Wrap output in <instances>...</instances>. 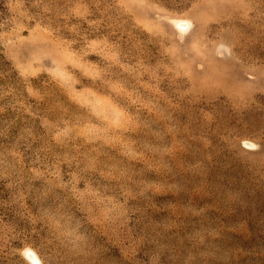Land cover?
Listing matches in <instances>:
<instances>
[{
    "label": "rangeland",
    "instance_id": "374dc122",
    "mask_svg": "<svg viewBox=\"0 0 264 264\" xmlns=\"http://www.w3.org/2000/svg\"><path fill=\"white\" fill-rule=\"evenodd\" d=\"M29 250L264 264V0H0V264Z\"/></svg>",
    "mask_w": 264,
    "mask_h": 264
},
{
    "label": "bare ground",
    "instance_id": "6f19581e",
    "mask_svg": "<svg viewBox=\"0 0 264 264\" xmlns=\"http://www.w3.org/2000/svg\"><path fill=\"white\" fill-rule=\"evenodd\" d=\"M176 24L179 26V28L181 30L186 31L190 26V21L185 20V19H179L176 21ZM27 254L30 257L29 259H31L33 262H35V264H40L41 260H40L39 256L34 251L29 250V252Z\"/></svg>",
    "mask_w": 264,
    "mask_h": 264
}]
</instances>
